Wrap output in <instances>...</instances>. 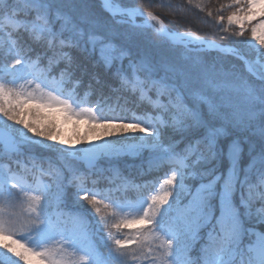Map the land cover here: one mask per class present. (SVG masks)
<instances>
[{"label": "snow or ice", "instance_id": "1", "mask_svg": "<svg viewBox=\"0 0 264 264\" xmlns=\"http://www.w3.org/2000/svg\"><path fill=\"white\" fill-rule=\"evenodd\" d=\"M147 7L137 0H0V149L7 158L0 238L10 241L0 240V251L10 264H75L68 249L83 253V264H135L142 254L148 264H264V0H232L227 24L239 30L222 28L227 45L173 34ZM145 16L159 25L154 43L170 55L157 58L141 46L147 26L137 19ZM248 25L244 43L255 61L233 40ZM25 105L100 131L86 147L66 145L54 125L26 122ZM127 160L138 161L142 175L170 173L161 191L125 203L136 183L121 168ZM105 197L131 215L113 228L148 226L134 229L135 249L125 248L132 237L101 235ZM148 233L160 243L145 252Z\"/></svg>", "mask_w": 264, "mask_h": 264}, {"label": "trees", "instance_id": "2", "mask_svg": "<svg viewBox=\"0 0 264 264\" xmlns=\"http://www.w3.org/2000/svg\"><path fill=\"white\" fill-rule=\"evenodd\" d=\"M137 3L142 5H150V7H147V10L153 11L155 14H157L162 20L165 21L166 28L171 29L174 33L194 32L197 36L203 37L207 40L215 41L217 44L220 45H227L228 43L227 41L220 39V37L224 35L222 31V28H224V21L220 23L217 21L216 18L218 16H223L225 20L227 16L230 15L231 10H233V8L224 7L225 5L231 4L232 0H137ZM219 10L221 12H219ZM209 12L212 13L211 17L208 16ZM231 30L236 31L235 29ZM234 38V41H237V44L235 46L241 51V53L245 54L249 60L253 61L254 54L252 52V49L244 43V41L249 38V32L245 31V35L243 37ZM157 39V34L147 28V31L142 38L141 46L145 50H147L151 55L157 58H163L167 55H170V50L167 48V46H157L154 43ZM168 42L170 43L169 40ZM210 55H216V52H211ZM233 62H235L241 67V69H243V66L240 65L239 61L234 60ZM85 99L87 98L85 97ZM95 99V97H92L93 101ZM82 106L88 105L84 104ZM2 155L3 151L0 149V164L7 162V158H2ZM138 163L139 162L135 160L122 161L121 168L129 169L128 174L130 175V177L135 178L136 183L139 185L149 179H156L159 173L162 174L163 169L154 171L150 175H142L140 170L135 167V165ZM117 170L121 172L120 169ZM121 173L123 174V172ZM43 180L46 181V183L48 182L47 177H45ZM147 190V186H137L136 190L129 188L128 195L125 198V203L135 204L141 200H149L148 196L146 195ZM33 193L34 194L32 195L39 194V192L37 191H33ZM97 198L99 199L100 197ZM143 206L146 207L147 205L144 204ZM85 207L88 208L90 212H94V209L91 206L87 205L86 202ZM99 207L100 209L104 210L103 213L108 216L106 229L110 232L120 231L122 234L126 235L130 231H134L136 224H139L133 223L127 227H124L122 225L119 229L113 228V224L119 223L125 217L131 219V216L126 215V212H120L118 209L114 208L110 203L108 197L104 198L103 203H101ZM99 216L100 213L97 216V219H99ZM132 249L134 248H131L129 250ZM99 251L101 253L106 254L107 249L100 248Z\"/></svg>", "mask_w": 264, "mask_h": 264}, {"label": "rangeland", "instance_id": "3", "mask_svg": "<svg viewBox=\"0 0 264 264\" xmlns=\"http://www.w3.org/2000/svg\"><path fill=\"white\" fill-rule=\"evenodd\" d=\"M229 5H225L224 8H232V7H229ZM235 10L236 9L233 8V10H231V13ZM219 12H221V11L219 10ZM138 19H140V20H138ZM138 19H137L138 24L146 25L148 29L150 28L146 24L144 17L138 18ZM152 23H153V25L155 24V22H153V21H152ZM223 24H224V28H228L229 32H234V30H231V29H235L236 31L239 30L238 26H235V25L229 26L227 24V18L224 20ZM155 27L159 28L158 25H155ZM250 27H251V25H248L246 28V31L249 32V38L247 40H249L251 37ZM229 28H231V29H229ZM183 33H188V32H183ZM183 33H181V34H183ZM237 38H239V37H237ZM233 40H235L234 37H233ZM254 46L255 47L259 46L258 41L254 42ZM253 54H254L253 61H255V60H257V57H256L254 52H253ZM256 66L258 68V65H256ZM0 82H2V81H0ZM29 109L32 110L33 114H31V115L28 114ZM22 118L26 122L34 123L38 128H41V129H44V128L48 127L49 125H54L53 134L57 137V141L63 140L66 142V145L74 144L77 146L86 147L90 141L95 140L97 133L100 131L99 129H97L96 131H89V128L91 127V125H89L87 122H85L83 120H81V121H76L74 119L64 120L62 113H59L55 110L46 109V108H36L35 105H25L23 112H22ZM53 143H55V142H53ZM56 146L60 147V145L58 143L56 144ZM5 164L6 163L1 164L0 166H4ZM116 174H118V172H116ZM167 174H170V173L165 172L163 175H161L159 177L158 181L153 182V183L152 182L149 183L150 185L153 186V190L151 191L150 196H152L154 194H158L161 191L160 184L162 183L163 179L165 178V176ZM27 183L31 184L32 187H34V188L37 187V185L34 181L29 180V181H27ZM41 183H44V182L42 181ZM133 185H135V184H133ZM125 186H127V185H125ZM29 194L32 195L33 193L31 192ZM20 195H21V198L25 201L24 207L26 209V206H27L26 205V199L27 198H26V196H24L23 193H21ZM5 210L6 211H16L18 209L6 207ZM103 212H104V210L101 209L99 219L101 217H103V218L108 217ZM143 227H148V226H146V225L140 226L139 224H137L136 229L137 228H143ZM102 232H103L105 238H107V236L109 234H111L114 238H121V239H126L128 237H132L133 239L125 245V248H127V249H131V248L135 249L136 248V243H135L136 233H135V231H130L128 234L124 235V234H120V232H118V231L109 232L105 229V226L102 225ZM156 235H159V234H153V233L147 234L148 239L143 241V243L146 245L145 252H147L148 247H152L154 249L160 243L159 240L155 239ZM0 240H3L4 243L10 242V241L3 239V238H0ZM23 242L26 244L29 243L27 238H25V240ZM52 246H55V245H52ZM112 246H114V245H112ZM67 255L71 261L75 262V264H83V262H81L79 259V257L81 255H83V253H73L72 249H68ZM11 259H14V258H11ZM148 259H151V257H148ZM0 263L1 264H10V259L6 258L3 255L2 251H0ZM135 264H148V260L145 259L144 255L142 254L139 257V259L135 262Z\"/></svg>", "mask_w": 264, "mask_h": 264}, {"label": "bare ground", "instance_id": "4", "mask_svg": "<svg viewBox=\"0 0 264 264\" xmlns=\"http://www.w3.org/2000/svg\"><path fill=\"white\" fill-rule=\"evenodd\" d=\"M144 18H145L146 24H147L148 26L152 27V25H153L152 21L148 20V18H147L146 16H145ZM153 28H156V27H153ZM156 29H158V28H156ZM169 37H170V39L174 42V40H173V35H170Z\"/></svg>", "mask_w": 264, "mask_h": 264}, {"label": "water", "instance_id": "5", "mask_svg": "<svg viewBox=\"0 0 264 264\" xmlns=\"http://www.w3.org/2000/svg\"><path fill=\"white\" fill-rule=\"evenodd\" d=\"M167 38H168V39H170V37H169V36H168ZM170 41H171V40H170ZM171 43H175V42H172V41H171Z\"/></svg>", "mask_w": 264, "mask_h": 264}]
</instances>
